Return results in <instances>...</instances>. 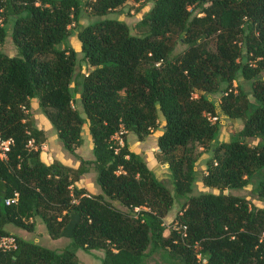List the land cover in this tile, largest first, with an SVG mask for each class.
<instances>
[{"label":"trees","instance_id":"16d2710c","mask_svg":"<svg viewBox=\"0 0 264 264\" xmlns=\"http://www.w3.org/2000/svg\"><path fill=\"white\" fill-rule=\"evenodd\" d=\"M126 1L85 0L96 19L76 32L81 74L66 44L80 0H0V43L10 23L16 49L0 52V133L12 139L0 158V237L12 234L6 223L32 231L38 217L50 237L70 238L57 250L12 234L16 245L0 248V264H86L75 248L103 249L101 264H147L157 247L172 264H264V175L253 183L264 167V0H132L151 2L138 34L109 15ZM238 78L248 91L233 86ZM33 97L75 156L87 125L92 159L71 168L40 158L45 136L30 115ZM219 112L242 123L228 141L216 142ZM160 118L157 155L172 190L126 140L128 132L143 139ZM210 150L200 175L209 189L193 193L195 161ZM89 164L96 194L74 184ZM249 183L261 206L223 192ZM14 191L16 202L5 204ZM174 203L183 236L173 227L163 233ZM134 206L144 208L135 214Z\"/></svg>","mask_w":264,"mask_h":264},{"label":"rangeland","instance_id":"374dc122","mask_svg":"<svg viewBox=\"0 0 264 264\" xmlns=\"http://www.w3.org/2000/svg\"><path fill=\"white\" fill-rule=\"evenodd\" d=\"M85 0H80L81 8L78 16V20L75 22H72L69 25L70 28V34L66 39V44L73 47L74 50L77 53V64L75 66L74 73H83L86 71V65L85 62L81 59V53L79 48V41L76 36V32L78 28L81 25L86 24L87 22L96 19V16H93L88 7L85 6ZM151 2H135L132 0H127L124 2L120 7L114 9L109 15L116 16L119 19L124 20L127 25L130 28V31L132 33L138 34L141 33V28L137 25L138 20L143 16L145 11L150 7ZM10 23H7L6 27V36L4 37V40L2 43H0V52L6 53L8 55H13L16 52L15 46L12 42V39L10 37ZM264 76V72L261 74ZM237 84H240L242 88L246 91H248V82L244 79L238 78L233 82V86H236ZM210 97L214 99V101H218L220 98V93H210ZM73 105L80 111L81 114H84L82 111V105L79 100V96L77 93H75L73 98ZM30 115L33 120H38L39 126L43 129L45 140L47 141V145L49 146V151L46 150V156L45 154H42L43 157L48 158L51 155V153H55L56 155H59L62 153L64 156L68 158H74L75 155L68 151L61 143L60 139L58 138L56 134V130L47 118V116L41 111V109L38 106L37 98L33 97L30 99ZM35 117V118H34ZM218 119H219V133L216 138V142L220 141H228L231 137V135L239 130V128L242 126L241 121L235 120L231 121L226 115L222 114L221 112L218 113ZM160 122L158 121V126L156 129H154L148 137V140H154L155 133L160 129ZM134 134L133 132H130L128 137L132 136ZM81 138L82 143L80 147V152L87 155L88 153L92 156V143L90 139L89 130L86 124H84L81 128ZM247 141L252 145L257 142L256 138H248ZM154 143V142H153ZM154 145V144H153ZM45 148V147H44ZM42 150V148H41ZM44 150V149H43ZM212 153L210 150L208 153L203 152L200 155L197 156V159L195 161V179L193 182V193L200 191V190H207L209 188L202 185L200 181V175L203 173L205 166H206V160L207 156H209ZM156 154V158L158 160V163H163L160 158ZM162 159V158H161ZM145 160V159H144ZM147 166L150 165L149 162H146ZM158 171L160 175V180H162V183L168 187L170 190H172V180L170 177V172L167 173V167L166 165H158ZM90 169V175L95 172L96 170L92 166V164H89ZM169 175V177H168ZM264 175V167L262 170L254 176L253 183H256V180L258 177ZM96 182V181H95ZM253 183H249L245 185L244 187H234L230 190L223 189V192L230 191V193L235 195H241L244 196L249 203H253L256 206H261V203L257 200L255 193L253 192ZM212 191L218 192L217 188H212ZM120 206V205H118ZM179 211L178 203H174L172 208L168 211L167 215L163 218L165 225L167 228L164 229L163 233L167 234L169 231V228H172L175 221V216ZM4 229L8 230L14 235L20 236L22 238H25L29 241H33L41 246L57 249L60 250L66 245L69 244L70 238L66 236H60L57 238H52L47 233L46 227L44 223L38 218H35V225L34 229L32 231H28L26 229H23L21 227H18L12 223H6L4 225ZM75 254L77 255L80 262L86 263V264H101L102 257L104 255L103 249H91V250H83L82 248H75L74 249ZM147 264H172L171 261H169L166 257L163 256L161 248L157 247L156 249L152 250L151 253L147 257Z\"/></svg>","mask_w":264,"mask_h":264},{"label":"crops","instance_id":"0c3cea01","mask_svg":"<svg viewBox=\"0 0 264 264\" xmlns=\"http://www.w3.org/2000/svg\"><path fill=\"white\" fill-rule=\"evenodd\" d=\"M160 120H161V122H160V128H161V124H162L163 120H162V118H160ZM34 123L38 128L42 129L39 126L38 120L35 119ZM160 131L161 130L158 129V131L155 133L154 140H148V137L150 135H152L153 133L148 134L146 137H144L143 139H140V140L136 137L135 134H132V136H130V137H128L130 132H128L126 134V140L128 142L129 148L140 153L142 155V157L145 159V161L150 163V165H148V167L154 172V174L156 175V177L158 179L161 178L159 175L158 167H157L158 165H160V166L166 165L167 173L169 171L167 163H158V160L156 158V154H157L156 140H157V136L160 133ZM80 147H81V145H79L75 148L74 151L77 154V156H75L74 158H68V157L64 156L62 153L60 154V156L56 155L55 153H51L52 156H50L48 158H46V157L44 158L42 154H45V156H46V150L49 151V146L47 145V141L44 140L43 143L41 144L42 150L40 152V158L45 163H50V162L56 160L63 165L69 166L71 168H75L79 165L80 158H83V159H92L93 158V154L91 156L89 153L87 155L81 153ZM168 177H169V175H168ZM95 181H96V174H95V172H93V174L90 175V169H89L87 172L80 175L79 178L74 182V184L77 187L85 188L87 190V192H89L91 194H96V193L100 192V187L97 184V182H95Z\"/></svg>","mask_w":264,"mask_h":264},{"label":"built area","instance_id":"2783aa9c","mask_svg":"<svg viewBox=\"0 0 264 264\" xmlns=\"http://www.w3.org/2000/svg\"><path fill=\"white\" fill-rule=\"evenodd\" d=\"M210 120H215L216 116H209ZM123 132V130H119L117 132L114 133V135L112 136L114 138V140L116 141V144H121L122 143V139L120 137V134ZM12 143V139L11 138H4L1 133H0V158L4 159L7 157V153L9 151L10 145ZM117 149V147L115 148V150ZM17 196L18 193L17 191H14L11 195L5 197L3 199L5 204H11V203H15L17 200ZM144 207L141 206H134L133 207V211L138 212L141 209H143ZM173 228H178L179 230L181 229V235L183 236L185 234L184 230H185V226H181V225H177L176 222L173 224L172 226ZM264 234V232H263ZM16 245V241H15V237L12 234H8V235H3L0 237V248L5 250V249H10L15 247Z\"/></svg>","mask_w":264,"mask_h":264}]
</instances>
